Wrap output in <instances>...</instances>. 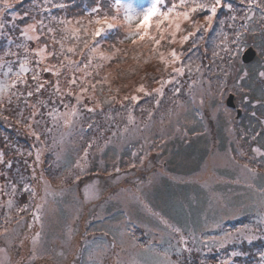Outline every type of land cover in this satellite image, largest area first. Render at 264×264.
<instances>
[{"label":"snow or ice","instance_id":"1","mask_svg":"<svg viewBox=\"0 0 264 264\" xmlns=\"http://www.w3.org/2000/svg\"><path fill=\"white\" fill-rule=\"evenodd\" d=\"M21 3L23 0H0V38L7 40L6 48L0 52V121L6 122L9 127L24 129L33 143L24 148L0 133V256L5 257L0 264H49L51 258L42 242L43 217L44 209L56 191L45 175L46 155L50 153L54 157L48 171L63 184L67 178L56 177L52 172L61 159L57 149L70 140L74 132H82L85 125L88 129L96 128L107 147L113 139H125L126 133L143 131L138 127H129L135 125L133 112L136 110L148 120H152L154 115H159L161 122L170 117L172 109L164 107V100L177 108L181 106L182 99L193 104L198 99L200 105H206L216 97H220L222 103L224 94L231 92L239 97L241 107L246 109L251 104L264 109V90L259 98L253 99L250 90L245 89V82L253 73L264 82V70L243 66L238 60L247 40L256 35L257 30L264 34V0H237L242 7H237L231 0H152L143 9H137L126 0H91L84 9V15L71 18H68L67 10L73 6L74 0H30L22 12L16 11V6ZM54 10L63 15L54 13ZM221 10H227V14L218 20V43L213 47L212 58L206 65L196 63L193 56L217 22ZM185 21L191 23L186 34L180 37V43L189 46L179 50L172 48L167 59L163 53L160 54L165 65L177 66L171 68L168 78L163 75L159 79L153 78L159 87L146 91L141 85L139 92L143 93V97L131 95L118 100L116 96L107 95L101 100L97 96V85L101 86L99 91L103 93L106 79L94 82L93 73L99 75L97 69L101 65H94L93 60L97 55L102 59H111L99 51L108 33L126 26V38H133V43L148 40L158 47L166 39L175 44ZM153 28L158 35L152 33ZM70 41L71 46H68ZM213 69L218 70L220 75L217 76ZM260 69H264V61ZM196 73L199 75L194 76ZM144 97L152 98L150 108L141 105ZM97 115L105 117L102 130L95 119ZM251 115L257 117L255 111ZM117 117H126L127 122L122 128ZM261 117H257L259 131L253 129L250 136L247 133L240 136L241 140L251 142L249 150L252 156L243 149L238 154L247 158L248 162L242 168L253 176L264 167V152L261 151L264 145L251 146L255 145L257 138H264V118ZM97 146V139L92 138L82 147V155L74 165V182L81 181L79 173L89 171L91 150ZM132 155L141 162L145 159L136 153ZM127 163L129 168L136 167L131 160ZM113 170L121 174V169L115 164ZM247 207L255 214L251 223L223 229V221L212 219L211 228L220 229L219 236H208L203 232L186 235L182 228L163 216L159 220L168 229L169 237L177 234V254L192 253L191 241L197 246L195 251L205 254L199 264H212L207 253L224 249L229 244L241 241L251 243L264 238V195ZM223 211L228 212L226 205ZM231 211L233 215L244 214L243 208L235 206ZM37 223L41 230L36 229ZM125 244H130L132 249H141L140 255L162 256L160 264H184L180 258L172 259L168 250L161 252L154 240L141 243L134 233L131 241L122 239L119 245L113 237L104 257L94 258L88 264H104L105 258L107 264H135L134 260L121 255L128 251ZM109 251L110 256L107 255ZM240 255L244 253L233 250L227 258L219 259L215 264H234L233 258ZM259 257L264 261V251L259 252ZM145 264L149 262L145 261Z\"/></svg>","mask_w":264,"mask_h":264},{"label":"rangeland","instance_id":"2","mask_svg":"<svg viewBox=\"0 0 264 264\" xmlns=\"http://www.w3.org/2000/svg\"><path fill=\"white\" fill-rule=\"evenodd\" d=\"M126 2L133 4L137 9H143L148 7L152 0H126ZM15 10L17 11V9ZM151 31L153 34H156L155 28ZM142 42L146 45L151 41L145 40ZM178 42L179 36L177 34L176 43ZM6 46V38H0V52H2ZM248 46H245L244 50ZM206 49V53L204 52V49L202 50L204 55L203 57L198 56L199 59L196 60V63H200L201 65L209 64L208 57L211 55L212 50L208 48ZM242 53L238 56V60H241ZM164 56L166 58L167 55ZM213 71L216 72L217 76L220 75L218 70L213 69ZM195 75L199 74L196 73L194 76ZM166 78H168V76L165 77V79ZM151 83V85L144 86L146 91H151L153 88L160 86L157 82L152 81ZM137 89L133 95L137 93V95L143 97V93L139 92V90L137 91ZM165 91L168 92V87H166ZM229 93L231 92H226L224 94L222 103L220 97L209 100L206 105H200L198 99L195 104L187 99H182L179 108L169 103L168 100H164V107L171 108L172 115L170 117H165L163 122H161L159 115H154L152 120H148L146 117L142 116L138 110L134 111L133 115L136 117L135 125H130L129 127H138L143 131L140 133H126L125 139H113L110 145L118 151H121L123 148H126L128 142L139 141L140 147L138 151L132 152V154L136 153L137 156L145 157V159L141 162V160L134 158L132 155V163L136 165L135 168H129V166L126 165L125 167H121L123 164L128 163H126V159H120V163L116 164L121 169V174L115 173L113 170L114 164L110 165L106 163V165H103L101 161L96 175L92 174L95 164L91 161L89 171L87 173H79L81 177H83V180L81 179L78 183L74 182L72 176L67 174V172H59V166L66 155L76 150L71 149L78 142L77 140H79V137L87 138V135L90 136V130V133L95 135L99 134V138L103 140L100 136V132L98 133L96 128L88 129L86 125L82 132H74L72 138L57 149V151L60 152L61 159L56 162L54 167L57 169L53 168L52 172H55L56 177L67 178L63 184H61L60 179H54L52 173L48 171L49 164L53 162L54 157H52L50 153L47 154L44 165L46 170L45 175L50 180L52 189L56 191V195L49 199L48 205L44 209L45 215L43 217L42 242L44 248L47 250L48 256L51 258L49 264H72L73 261H75V264H88V262L94 258L104 257V252L108 249L107 245L97 250H93L97 247L85 249L87 243L92 239V235L95 233V228L90 226L91 223L95 221L98 222V224H111L114 227L113 229L116 228L118 230V237H115L118 245L122 239L125 241H131L127 235V231H124L125 225L131 223L132 220L139 225L143 213L149 214V219L152 217L156 218L159 223L160 216H163L170 223H173L172 213L169 209L164 207L169 199L167 195H163L162 197L159 196L157 191L161 189L165 182L172 185H182L188 184L193 180L201 185L207 193L211 191V202L214 207L220 210V216H231L232 218H227L229 220L239 217L240 214H232L231 210L234 206L230 204V200L234 201L235 193L241 192L232 191L224 196L222 191L215 189L216 186H218V183L215 182L217 178L214 174L212 175V178L211 175L207 176L206 180H204L205 173L202 172L190 175L189 166L191 163L189 162L193 160L190 151V157L189 159L187 158L188 160L180 159L183 164H181L178 169H173L172 167L173 164L169 159V154L173 147L174 138L178 137L180 141H183V139L189 135L187 129L196 122L194 116L191 118L192 108H196L197 113L202 117L205 127L207 128L206 131L211 137L215 132L213 127L218 121V117H224V121L226 122V132L228 133L227 136L229 135L228 141H235L236 150H234V148L230 150L227 148L224 151L215 152L211 155L208 166L211 168L212 173L213 171L216 173V170L223 168L225 170H231L235 175V183L246 186V188H244L246 193L244 194L247 196L249 194V197H247L248 199L245 198L244 202L249 205L252 203L251 201H258L264 193L257 194L253 191V181L256 175L253 176L242 168V165L247 163L248 160L238 154L241 151V148L238 147V142L235 139L236 133L232 129V124L235 122L234 119L237 118L236 112L228 108L226 105V98ZM234 95L236 103L238 104L236 94ZM124 96L131 95L120 93L116 98L120 100ZM197 96L199 97V90L197 91ZM151 100V97H144L140 103L145 108H150L152 106ZM117 107L119 106L117 105ZM95 119L99 125L104 124L106 121L103 115H97ZM117 121L121 123V128L124 123L127 122L126 117H117ZM145 125H147V128H145ZM241 131H243V129ZM106 135H110V133H106ZM205 136H207V134ZM205 136L204 141L206 140ZM29 138L33 141L31 136H29ZM209 140L212 142L211 138ZM187 142H189V139L184 141V143ZM201 144H204V146L200 145L198 151L205 153L207 151L206 148L208 147L207 141L206 143ZM102 147L103 146H99L97 152H100ZM261 151L263 152L262 149ZM248 155L252 156L253 154L249 152ZM233 157H235V159H233ZM109 160L112 161V159ZM117 160L119 161V159ZM158 164L161 165L158 167ZM250 166L255 165L250 164ZM151 167L158 168L153 170L155 171L153 172L154 174H148L146 178H144L142 173L151 169ZM204 167L206 168L207 165H203V168ZM105 168L107 171H101V169ZM135 173H137V175ZM194 177L197 179H193ZM86 185L88 186L87 189L85 188ZM107 188L109 189L107 190ZM60 189H63V191ZM105 190L106 193L104 192ZM104 193V199L99 200ZM95 200L97 202H93ZM182 202L187 204L185 201ZM154 203L156 204L155 207L153 206ZM225 205L228 208V212L223 211V206ZM109 207L113 209V212L108 211V209H110ZM242 207L243 206L237 208ZM114 212H116V217H113ZM140 227L145 228V224L141 222ZM36 229L41 230L39 223L36 224ZM105 231L108 230L106 229ZM154 237L157 239V242L161 241L160 236ZM189 243L194 249L192 253L185 252L183 255L176 254L171 258H180L184 261V264H189V262L193 263L194 259L198 257L199 252L195 251L194 245L191 241ZM124 247L127 248L128 251L127 253H121V255L126 259L134 260L135 264H139L136 262L135 255H132L133 252L130 250V244H125ZM60 253H63V255L61 256ZM107 255L110 256L111 252L109 251ZM3 259H5V257L0 256V260ZM104 264H107L106 258L104 259Z\"/></svg>","mask_w":264,"mask_h":264},{"label":"trees","instance_id":"3","mask_svg":"<svg viewBox=\"0 0 264 264\" xmlns=\"http://www.w3.org/2000/svg\"><path fill=\"white\" fill-rule=\"evenodd\" d=\"M68 2H72V0H68ZM231 2L236 4L237 7H242L241 5L237 4V0H231ZM29 3L30 0H23V3L16 6L17 11L22 12ZM90 3L91 0H74L73 6L67 10L68 18H71L72 16L84 15V9L86 8V6H89ZM54 13L63 15V13L58 12V10H54ZM226 14L227 10L219 11L217 22L213 24L212 29H210L206 34L204 41L199 45L198 50L193 56V60L195 62L198 56L203 57V49L208 48L213 50L214 45L218 43V20L220 18H223ZM201 22H203L202 19ZM190 23V21L183 22L181 31L178 33V43L172 44L170 43V39H166L165 41H162L161 45L158 47L151 42H148L146 45H144V42L142 41L133 43V38H126V33L128 32V28L126 26L121 27L119 30H113L112 32L108 33L105 40L102 42L99 51L103 52L105 56L111 57V59H102L99 55H97V57L93 60L94 65H101V67L97 69L99 75L93 73L95 78L94 82L95 80L106 79V83L103 84V93L99 91V88L101 86L97 85V96L102 100L104 96L107 95L117 96L120 93H123L124 95H133L135 90L138 88V91L141 85H151V82L154 81V77L157 79H159L161 75H163L164 78L167 77L171 72V68L177 65H165L164 61L160 59V54L163 53L164 55H167V59L170 58V51L172 48H176L179 50L182 47L187 48L189 46L188 44L181 45L180 37L186 34V30L189 29ZM156 35L158 34L156 33ZM166 36L170 35L166 34ZM71 43L72 42L70 41L68 46H71ZM251 44L258 51L256 58L252 62L247 64H244L241 60H239V62L243 66L255 67L259 70H264L260 69L261 62L264 61V34H261L259 30H257L256 35L250 37L247 40L246 45H244L243 47ZM117 49H119V51H117ZM189 55H192V53H190ZM208 58L210 61L212 58L211 55ZM74 59H78V57H74ZM89 71H91V69H89ZM109 89H111L112 91L109 92ZM245 89L250 90V94L253 99L259 98L262 90H264V82H262L256 76V74L253 73L252 76L245 82ZM135 95H137V93ZM236 99L238 102L237 106L239 108H242V114L239 118L234 119L235 122L232 124V129L236 133V137H234L238 142V147L249 153L251 142L249 140H241L240 136L243 133H247L250 136L251 134H253V129H255V131L260 130V125L258 123L257 117H261V113H264V109L259 108L258 105L254 107L251 104H249L245 109L240 106V100L237 95ZM105 108H107V105H105ZM233 111L235 112V110ZM253 111L257 113V117H253L251 115ZM193 116L196 122L187 129L189 133L188 137H185L183 141H180L178 137L174 138L173 147L169 154V159L172 161L173 169H178L179 166L183 164V162L180 161L181 158L186 160L189 159L190 151L193 156V160L189 162L191 163V165L189 166V174L194 175L197 172L205 173L204 180H206L207 176L209 175H211L212 178V175L214 174L217 178L215 182L218 183V186H216L215 189L222 191L224 193V196L232 191L241 192L235 193L234 201L230 200V204L235 207L243 206L242 208L244 210V214L239 215L238 218H235L233 220L226 219L225 216H220V210L214 207L211 202V191L207 193V191H205V189L201 185L193 180H191L192 182H189L188 184L182 185H172L165 182L162 185L161 189L157 191L158 195L161 197L163 195H167L169 201L164 205V207L166 209H169L172 213L173 224L182 228L186 235L200 234L201 232H203L208 236H219L221 234V230L211 228V221L213 218H215L217 221H223V229H233L244 223L253 222L255 219V214L249 210V208L247 207L248 204L244 202L245 198L249 197V194L248 196L244 194L246 193L244 190L246 186L235 183L236 180L233 172L231 170H225L223 168L216 170V173L214 171L212 173L211 168H209L208 166L211 159L210 157L215 152H221L226 150L227 148H229V150L233 148L234 150H236L235 141H228L229 135L227 136L228 133L226 132V122L224 121V117H218V121L213 127L215 132L211 137L209 136L210 134L206 131L207 128L205 127L202 117L197 113L196 108H192L191 110V118ZM104 124H100L101 130L103 129ZM242 129L243 131H241ZM0 133L6 134L11 140H13L18 145L23 146L24 148H28L33 143L24 129L9 127L8 124L4 121H0ZM206 134L207 136H205ZM89 135L90 136H86L87 138L79 137V140H77L78 142L71 149L76 150L74 152L70 151L71 153L66 155V157L63 159V162L59 166V172L65 171L71 176L76 174L74 165L79 156L82 155L81 149L86 144V142H88L92 138H96L98 142V146L91 150V161L95 164L92 174L95 175L98 173V166L100 161L103 163V165H106V163H108L110 165L115 164L116 166H118L116 163H120L122 159H126V161H132V152L138 151L140 147L139 141L128 142L126 148L118 151L111 145L105 147L103 144V140L99 138V134H92L89 130ZM204 136L206 138L205 141ZM210 138L212 139V142L209 140ZM187 139H189V142L184 143V141ZM206 141L208 144V147L206 148L207 151L205 153L199 152L198 150L200 145L204 146V144L201 143H206ZM261 145H264V138H257L255 145L251 146ZM99 146L103 147L100 152H97V148ZM261 149L264 152V147H262ZM109 159H112V161ZM117 159H119V161ZM256 159L257 161H259L260 157H257ZM125 165L128 166V164H123L121 167H125ZM160 165L161 164H158V167ZM203 165H207V167L203 168ZM158 167H151L152 170H146L142 173V176L146 178L148 174H154L153 172L155 171L153 170L157 169ZM135 174L137 175V173ZM193 179L197 178L194 177ZM253 182V191L257 194L264 193V167L259 169V173L254 178ZM108 189L109 188H107V190ZM104 192L106 193V190ZM105 193L101 195L99 200L104 199ZM182 201L187 202L188 206ZM93 202L97 201L95 200ZM251 202L254 203L257 201L255 200ZM153 206L155 207L156 204L154 203ZM108 211L113 212V209L110 208L108 209ZM113 215V217H116V212H114ZM149 216V214L143 213V216L140 219V224L141 222L145 224V228L140 227V224L138 225L132 220L131 223H127L125 225L124 231H127V235L130 240L132 239L133 233L135 237L139 238V241L141 243H144L148 240H154V243L161 252H163L164 250H168L170 256L174 257L177 254L175 251V245L178 238L177 234H172L171 237H169L168 229L163 224L159 223L156 218L152 217L151 219H149ZM90 226H93L95 228V233L92 235V239L89 240L85 249H92L93 247H97L93 249L97 250L101 247H104L105 245L109 246L113 237H118V230L116 228L113 229L114 227L111 224H98V222L95 221L91 223ZM106 229L109 232L105 231ZM129 229H131V232H129ZM154 236H160L161 241L157 242V239ZM169 239H171V243H168ZM196 247L197 246L194 245V248ZM130 250L133 253H136V262H138L139 264H145V261H148L149 264H160V262L163 261L162 256L156 257L147 253L144 255H140L141 249L139 248H136L134 250L131 248ZM233 250L244 253V255L233 258L234 264H264V261H261L259 257V252L264 251V238L257 239L255 241H252L251 243L247 241H241L235 244H229L224 249L214 250L211 253H207V257L212 262V264H215L217 260L227 258L228 254ZM197 252H199L198 257L194 259L193 263L189 262V264H199L200 260L203 259L205 254L200 251Z\"/></svg>","mask_w":264,"mask_h":264},{"label":"water","instance_id":"4","mask_svg":"<svg viewBox=\"0 0 264 264\" xmlns=\"http://www.w3.org/2000/svg\"><path fill=\"white\" fill-rule=\"evenodd\" d=\"M256 50L250 46L248 47L243 53H242V61L244 63H249L251 62L252 60H254V58L256 57ZM226 104L228 107H232V108H235L236 107V104H235V101H234V94L230 93L229 96L227 97L226 99ZM241 114V110H237V116H239Z\"/></svg>","mask_w":264,"mask_h":264}]
</instances>
